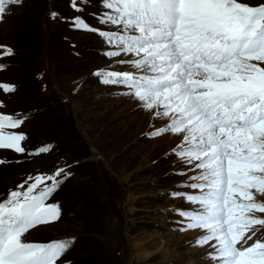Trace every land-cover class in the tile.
I'll list each match as a JSON object with an SVG mask.
<instances>
[{"label": "snow or ice", "instance_id": "6c2138e0", "mask_svg": "<svg viewBox=\"0 0 264 264\" xmlns=\"http://www.w3.org/2000/svg\"><path fill=\"white\" fill-rule=\"evenodd\" d=\"M22 3L0 0V23ZM90 6L92 0L69 4L75 13ZM100 8L91 15L104 27L90 25L82 15L64 18L53 11L50 18L98 34L106 58L126 57L118 64L134 70L98 69L93 75L102 84L126 89L122 94L165 121L149 138H179L172 154L194 174L186 185L191 194L171 195L197 206L177 210L180 230H204L196 244H210L216 264H264V240L248 244L254 226H264V217L255 215L264 213V200L257 198L264 197V3L100 0ZM0 49V58L14 55L7 46ZM0 89L11 93L15 86L0 84ZM26 119L0 114V149L26 152L28 137L17 131ZM71 175L57 167L50 175L29 176L0 201V264H57L74 243L23 239L35 226L59 219V203L48 200Z\"/></svg>", "mask_w": 264, "mask_h": 264}, {"label": "rangeland", "instance_id": "374dc122", "mask_svg": "<svg viewBox=\"0 0 264 264\" xmlns=\"http://www.w3.org/2000/svg\"><path fill=\"white\" fill-rule=\"evenodd\" d=\"M69 4L70 0H23L0 23V45L14 52L0 58V84L15 86L13 94L3 95L5 110H29L43 102L49 105L48 112L32 116L25 129L43 138L61 133L60 143L37 158L28 153L34 152L38 138L32 139L25 157L0 149V158L10 161L0 166V193L15 187L23 174L35 176L38 169L54 166L55 155L76 164V173L52 198V202L55 198L76 199V211L72 216L67 211L68 220L59 215L55 222L34 228L23 239L50 241L79 235L82 240L69 259L85 257L87 264H216L209 256L214 252L210 244H196L206 234L204 230H180L177 210L197 206L171 195L191 194L186 185L194 174L172 154L179 139L169 143L172 134L149 138L148 133L165 121L154 120L137 99L122 94L126 89L102 84L93 75L98 69L134 70L118 64L126 57L106 58V45L98 34L70 30L67 22L50 18L53 8L60 17L82 15L90 25L104 27L91 15L101 11L100 0L82 13L73 12ZM109 30L114 29L109 26ZM43 54L55 63L53 80L43 67ZM2 92L8 93L0 89V97ZM56 93L63 100L68 98V103L54 106L59 100ZM72 145L77 146L75 151L70 149ZM255 215L264 217V213ZM254 228V241L264 240V226ZM61 262L63 259H58L57 263Z\"/></svg>", "mask_w": 264, "mask_h": 264}, {"label": "trees", "instance_id": "16d2710c", "mask_svg": "<svg viewBox=\"0 0 264 264\" xmlns=\"http://www.w3.org/2000/svg\"><path fill=\"white\" fill-rule=\"evenodd\" d=\"M67 201V206L69 209H72L75 205H78L79 201H77L76 199H69L66 200ZM75 260V259H74ZM75 264H87V259L85 257H79L77 258V260H75Z\"/></svg>", "mask_w": 264, "mask_h": 264}, {"label": "bare ground", "instance_id": "6f19581e", "mask_svg": "<svg viewBox=\"0 0 264 264\" xmlns=\"http://www.w3.org/2000/svg\"><path fill=\"white\" fill-rule=\"evenodd\" d=\"M76 87H78V86H76ZM148 115H149V114H148ZM146 117H147V119H149V116L146 115ZM151 118H152V117H151ZM149 120H151V119H149ZM154 120H155V119H154ZM151 121H152V120H151ZM161 121H162V120H161ZM162 123H163V121H162ZM167 137H168V136H167ZM167 137H166V138H167ZM170 138H171V141H169V143H172V142H174V141H177V139H179L178 137H176V136H174V135H173V136L170 135ZM52 225H53V224H52ZM52 225H51V226H52ZM48 226H50V225H48ZM42 228H46V227H42Z\"/></svg>", "mask_w": 264, "mask_h": 264}]
</instances>
